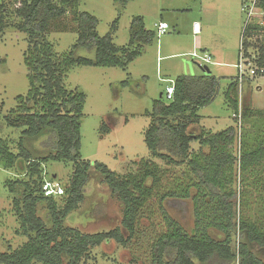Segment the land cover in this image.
Segmentation results:
<instances>
[{"label":"rangeland","instance_id":"374dc122","mask_svg":"<svg viewBox=\"0 0 264 264\" xmlns=\"http://www.w3.org/2000/svg\"><path fill=\"white\" fill-rule=\"evenodd\" d=\"M242 1L132 0L118 11L112 0H78L77 9L66 7L64 16L50 22L44 38L54 54L66 56L71 53L74 57L87 58L94 57L93 50L73 49L78 36L76 11L95 17L98 20L96 34L99 37L109 35L119 49L128 47L130 22L136 16L143 19L148 30L155 31L159 21L169 26L167 34L143 46L142 54L125 68L76 66L63 79L68 90L81 92L85 97L80 120L81 160L102 163L118 175L135 173L141 160L151 161L164 170L158 184L152 187V197L139 211L133 237L123 246L108 241L90 248L87 258L80 264H150L151 245L167 230L169 223L176 222L188 234L194 233L196 226L202 223L210 228L205 231L213 239L222 240L229 235L233 250L237 248V224L241 213L246 219L264 226V156L254 164L243 163L240 159L244 153L264 146V76L250 78L246 73L247 79L238 87L237 112L241 121L233 117L235 112L225 99L229 85L238 75L234 66L238 62L239 41L246 18L241 12ZM0 5L4 8L0 10V139L17 153L23 128H11L5 119L11 118V111L18 105L17 97H26L29 90L23 63L28 38L18 29L21 19L15 12V0H0ZM194 22H198L201 28L197 36L192 34ZM260 38L264 44V37ZM203 49L210 50L212 60L209 65L189 56ZM178 52L182 54L172 56ZM203 67H207L217 79L218 86L211 102L198 110L199 123L191 125L188 132L203 137L229 126L236 128L233 142L216 144L212 157L204 162L206 173L211 174L222 153L230 158L229 163L222 166L220 181L225 191L235 190L238 197L228 207L229 215L235 218L236 228L226 233L222 230L223 218L215 200L205 199L196 181L185 173V166L164 165L149 156L144 143V131L149 123L146 115L152 102L159 99L160 94L167 101L164 91L171 84L161 79L175 81L181 75H201ZM26 144L30 152L42 154L38 141ZM208 150L200 141L191 143L192 153L200 152L205 157ZM19 165L20 169L16 171L5 170L0 161V252L17 249L27 241L21 232L15 205L16 201L21 202L22 196L20 192L11 193L5 187L7 181H27V177L19 175L23 168ZM44 173L45 180L64 186L71 177L72 167L68 162L48 161L44 164ZM146 185L152 186L151 181ZM242 191L247 197L244 207L241 205ZM172 193L181 197L182 203L169 204V199L164 196ZM122 211L118 197L112 195L102 177L92 171L85 187L84 201L65 218L63 225L84 234L120 228L127 237L121 227ZM37 215L49 226L44 204ZM249 246L264 261V249L255 243Z\"/></svg>","mask_w":264,"mask_h":264},{"label":"trees","instance_id":"16d2710c","mask_svg":"<svg viewBox=\"0 0 264 264\" xmlns=\"http://www.w3.org/2000/svg\"><path fill=\"white\" fill-rule=\"evenodd\" d=\"M56 1L58 3L54 0H15V12L21 19L18 29L28 38L23 63L29 90L26 97H17V107L11 111V118L5 119L9 127L23 128L17 143L18 152L13 153L7 142L0 139V161L5 170H17L20 169L17 165L23 164L19 165L23 167L19 175L27 177V181H7L5 187L11 193L20 192L22 196L21 202L16 201L15 205L21 232L27 241L17 249L0 252V264H80L87 258L90 248L108 241L125 245L134 235L139 211L153 195V185L158 184L164 174V170L161 169V172L160 167L151 161L141 160L135 173L118 175L102 163L91 164L81 160L80 120L85 97L81 92L68 90L63 84L65 75L72 67L125 68L142 54L143 46L158 39L156 32L146 29L143 19L136 16L130 22L128 47L119 49L114 46L109 35L99 37L96 34L98 20L95 17L76 11L78 36L73 49L93 50L94 57H74L71 53L57 56L44 35L53 19L64 16L66 7L77 9L78 0ZM112 1L121 11L132 0ZM261 6L264 9V0H261ZM0 10H4L1 5ZM1 21L0 18V25ZM248 29L249 36L264 37V24ZM257 43L260 53L257 63L259 67H264L263 40H257ZM217 86V79L212 74L177 77L172 100L164 101L161 94L159 99L152 102L146 115L149 123L144 131V143L149 156L159 159L164 165L185 166V173L196 181L205 199L215 200L223 218L221 227L226 233L236 228L235 218L229 215L228 207L238 197L235 190L225 191L220 181L222 166L228 164L230 158L222 153L211 174L206 173L204 162L212 157L216 144L233 142L236 128L229 126L221 132L203 137L188 132L191 125L199 123L197 112L211 102ZM238 87L235 79L225 93L226 101L235 112L233 114L237 113ZM41 136V140L36 139ZM35 140L42 154L35 155L27 148L26 142ZM193 141H200L202 146L209 149V154L203 157L200 152L192 153ZM263 156L264 146H261L244 153L240 159L243 163L254 164ZM48 161H64L72 167L71 177L63 186L64 194L58 198L44 196L42 191L44 164ZM92 171L100 175L111 194L118 197L123 208L121 227L127 232V237L123 236L120 228L84 234L63 225L65 218L84 201L85 187ZM149 180L152 183L150 187L146 185ZM164 197L169 199V204L182 201L181 197L173 193ZM241 198L244 207L247 197L243 191ZM42 204L49 226L37 215ZM246 218L243 213L240 214L236 250L231 248L229 235H225L222 240L213 239L205 231L210 228L202 226V223L191 234L186 233L176 222L169 223L167 230L151 245L150 264H264L249 246L255 243L264 249V226Z\"/></svg>","mask_w":264,"mask_h":264},{"label":"built area","instance_id":"2783aa9c","mask_svg":"<svg viewBox=\"0 0 264 264\" xmlns=\"http://www.w3.org/2000/svg\"><path fill=\"white\" fill-rule=\"evenodd\" d=\"M241 12L245 14V22L241 31L240 41H239V51H238V62L234 66L237 71V83L238 86H241L244 79H247L246 73L249 74L250 78L254 77H263L264 76V67H259V43L257 40H261V35H252L247 34L248 28L251 26H263L264 24V9L261 6V0H243L241 4ZM155 32L157 37L163 36L168 31V25L165 22H158L155 25ZM199 23L194 22L192 24L193 35L199 33ZM192 59L199 60L204 65L211 64L210 57L207 53L204 52H192L190 53ZM163 82H168L171 85L167 86L164 91V98L167 101H171L174 93V81L171 80H162ZM238 113V112H237ZM233 114V117L238 119V122L241 121V115ZM45 173H43V178ZM46 179V178H45ZM42 185V191L44 196L58 198L64 194L63 185L58 184L55 181L45 180Z\"/></svg>","mask_w":264,"mask_h":264},{"label":"crops","instance_id":"0c3cea01","mask_svg":"<svg viewBox=\"0 0 264 264\" xmlns=\"http://www.w3.org/2000/svg\"><path fill=\"white\" fill-rule=\"evenodd\" d=\"M160 22V21H159ZM162 22H164V21H162ZM166 23V22H165ZM169 27V26H168ZM169 29V28H168ZM200 32H201V28L199 29V33L197 34V35H199L200 34ZM167 33H168V31H167ZM166 33V34H167ZM192 34H193V32H192ZM197 35H194V36H197ZM158 40V39H157ZM178 50H176V52H177ZM210 50L209 49H203V50H200V51H198V52H204V53H207L208 55H209V57H210V60H212V56H211V54H210V52H209ZM180 54H182L181 52H178V53H175V54H173L172 56H175V55H180ZM189 56H190V54H189ZM209 70V69H208ZM210 72V71H209ZM203 74V73H202ZM210 74H212L211 72H210ZM162 80H164V79H161V81ZM161 95V94H160Z\"/></svg>","mask_w":264,"mask_h":264},{"label":"water","instance_id":"95a60500","mask_svg":"<svg viewBox=\"0 0 264 264\" xmlns=\"http://www.w3.org/2000/svg\"><path fill=\"white\" fill-rule=\"evenodd\" d=\"M202 72H203V74H210V72H209V70H208V68L207 67H203V69H202Z\"/></svg>","mask_w":264,"mask_h":264}]
</instances>
